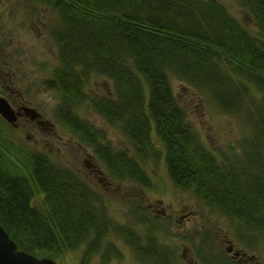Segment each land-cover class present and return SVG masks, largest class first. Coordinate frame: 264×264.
<instances>
[{
    "label": "trees",
    "instance_id": "16d2710c",
    "mask_svg": "<svg viewBox=\"0 0 264 264\" xmlns=\"http://www.w3.org/2000/svg\"><path fill=\"white\" fill-rule=\"evenodd\" d=\"M27 1L30 10L46 9L52 21L57 16L49 30L58 67L48 86L62 97L67 127L94 145L114 178L150 188L140 162H163L175 188L193 193L245 234L264 233V0H238L255 34L217 0ZM93 77L110 80L106 94L85 92ZM173 77L194 93L210 94L244 123L240 153L229 150L220 159L206 146L173 92ZM85 102L118 127L132 154L100 142V133L73 113ZM10 131L0 120V224L19 249L38 257L84 245L88 253L111 233L107 209L95 211L99 199L77 172L19 149ZM126 227L116 233L138 246ZM245 234L248 248L264 244ZM114 245L109 241L107 250Z\"/></svg>",
    "mask_w": 264,
    "mask_h": 264
},
{
    "label": "rangeland",
    "instance_id": "374dc122",
    "mask_svg": "<svg viewBox=\"0 0 264 264\" xmlns=\"http://www.w3.org/2000/svg\"><path fill=\"white\" fill-rule=\"evenodd\" d=\"M217 1L224 5L228 14L241 23L244 28L252 34L257 32L252 16L247 9L241 7L238 0ZM29 6L31 3L27 0H0V55L1 58H8L15 63L13 68L10 66L11 71L9 72H15V69L18 76L24 78L25 84H28V90L30 88V92H26L40 101L37 100L45 111L49 125L43 130L47 132V136L45 137L43 134L41 135L42 140L37 139V141H41V144H38L37 141H30L26 131L20 132V135L10 131L7 136L14 143L22 144L19 149L24 146L47 155L53 162L65 166L67 169H72L80 174L86 173L85 180L91 184H98V181L91 177L92 175L89 174V170L87 171L83 161L89 159L90 163H95L101 169L111 184L110 191L101 189L104 190L102 198H105L107 202L108 219L112 229L111 233L107 234L108 236H103V239L98 240L95 247L105 248L108 242L112 241L118 248H121V252L116 251V255H112V258L104 264H154L148 261L149 257L143 258L136 254L130 244H127L116 233V228L118 231L121 226H128L129 229L135 230L136 226L142 224L138 221L139 218L145 215H149L157 223L156 226L159 228L157 232L160 234L163 244L172 245L173 243L169 247L175 250L178 261L195 262L192 259L193 255L202 249L198 242L206 239L217 245L210 246L208 244L210 251L215 248L214 254L221 255L222 253L218 250H222L225 252V258L229 259L225 247L220 244L219 239L217 240L220 233L227 235L237 250L248 252L256 257V262L260 261V264H264V244H261L260 248H257L258 245L254 247L255 243L249 248L246 245H241L239 243L241 233L235 230L238 228V224L197 200L192 195L193 193L175 188L168 177L163 162L153 160L140 162L151 180L150 188H141L129 181H119L113 177L112 172L106 169L105 164L94 151V145L81 141L65 122L59 120L58 109L62 103V97L54 90H44L58 67L57 56L54 57V53L57 55L58 52L57 46L52 41L49 30L56 25L57 16L55 17L54 14L52 21V14L48 10L39 8L33 11L30 10L31 8L29 9ZM43 63L49 64L46 71H44L45 64ZM171 82L174 94L187 108L188 118L199 130L206 146L220 159H223L229 150L240 153L241 138L248 134L244 123L237 116L224 113L210 94L199 90L200 93H194L189 87V90L185 88L187 84L175 77ZM109 88L110 80L105 77H93L89 80L85 92L90 96L104 95ZM73 113L87 122L93 130L100 133L98 135L101 142L112 146L115 151L132 154L131 144L123 133L118 127L105 121L90 103L85 102L74 107ZM28 134L37 137L38 132L29 131ZM37 198L40 204L41 196ZM245 235L259 243H261V239L264 240V233L251 232V234L246 233ZM175 243H178L179 247ZM142 244L145 245V242ZM184 250L186 252L183 258ZM86 251L87 248L84 245L81 249L67 251L53 258L58 264H85L83 255ZM170 258L174 260L172 257ZM168 260L169 257L166 256L163 261L166 264ZM175 263L178 264V262ZM90 264H103L100 262L99 253L91 259Z\"/></svg>",
    "mask_w": 264,
    "mask_h": 264
},
{
    "label": "flooded vegetation",
    "instance_id": "af4514ba",
    "mask_svg": "<svg viewBox=\"0 0 264 264\" xmlns=\"http://www.w3.org/2000/svg\"><path fill=\"white\" fill-rule=\"evenodd\" d=\"M5 45V44H4ZM49 46V45H48ZM58 53V52H57ZM48 56V54H46ZM57 56L58 60V54L54 53V57ZM15 63L8 58H1L0 55V98H3L6 100L8 103V106L11 108V110L14 113V121L10 122L6 120L2 114H0V120L5 122L9 128L12 129V131L17 132L20 135V132L26 131L27 137L29 138L30 141L36 142L37 139L42 140V136H47V132L43 131L44 128L48 127L49 121L47 119V116L45 114V111L39 103L40 101L34 97L29 95L26 91L30 92V88L28 90V84H25L26 82L24 81V78L21 76H18V72L14 69L15 72H9L11 71L10 66L13 68V65ZM45 64V63H43ZM49 64H45L44 71H46V67ZM56 70V69H55ZM6 72V73H5ZM25 73V72H22ZM7 74V77H6ZM46 90H52L49 88V86L46 87ZM39 102H38V101ZM62 104V103H61ZM58 117L60 118L59 120L64 123V107L60 105L58 109ZM53 126L51 125V128ZM29 131H37L38 135L37 137H33L28 134ZM38 144H41V141H37ZM92 162V161H91ZM84 165L87 168V171H90L91 177L96 179L98 181V184H91L84 176L87 177V174L77 173L79 176L82 178L84 182L88 184L89 187H91L90 192L93 193L95 198H98L99 200H95V211H98L100 207H103L104 209H107V202L105 198H102L103 193L102 191L111 190V184L107 181L105 175L102 173L101 169L95 164V163H90L89 159H85L83 161ZM88 173V172H87ZM103 188V189H101ZM107 212V211H106ZM90 217V216H89ZM88 217V218H89ZM98 217H94L93 222L95 219ZM139 222H142V224H139L136 226V229L128 228L126 227V231L131 233L134 236V239H138L136 243L138 246H133L132 242L130 240H125L127 244H130L131 248L136 251V254H139L140 257L143 258H148L149 257V262H153L154 264H165L163 261L164 258L167 256L169 257V260L166 264L168 263H174L178 262V264H197L198 262L200 264H260L259 262H256V257L253 255H250L246 251L242 250H237L235 248L234 243L229 240L227 235L225 234H220L217 236V240H220V244L225 247L226 255L228 256L229 259L225 258V252L222 250H218L221 252L223 257L221 255H215L214 252L216 249L214 248L212 251L209 250L210 246H217L216 244L210 242L209 239H206L204 241H199V246L202 248L201 250H198L195 255H193L192 259L195 261L193 263L191 262H183V261H178L176 252L173 248H170L169 246L172 245H165L163 244V241L160 240V234L157 232V226L156 222L151 219L149 215L141 216L138 220ZM235 230L239 233H244L245 234V229L243 228H235ZM235 230L234 233H235ZM236 234V233H235ZM145 242V245L142 244ZM239 243L241 245H246V242L244 241L243 238L239 237ZM210 244V246H208ZM177 247H179L178 243H175ZM116 250H107L109 249L107 246L105 248H96V247H90L88 249V253H84L83 255V263L85 264H90L91 259L96 256L99 253L100 257V262L105 263L108 260L112 258V255H116L117 252H121V248L117 247V245H114ZM168 246V247H165ZM198 246V245H197ZM248 247V246H247ZM101 250V251H100ZM138 250V252H137ZM100 251V252H99ZM185 252L186 250L183 251V258L185 257ZM146 255V256H145ZM172 257L174 260H171ZM141 258V259H143ZM158 258L160 259L158 261ZM225 259V260H224ZM82 261V260H81ZM163 261V262H161ZM198 263V264H199Z\"/></svg>",
    "mask_w": 264,
    "mask_h": 264
},
{
    "label": "water",
    "instance_id": "95a60500",
    "mask_svg": "<svg viewBox=\"0 0 264 264\" xmlns=\"http://www.w3.org/2000/svg\"><path fill=\"white\" fill-rule=\"evenodd\" d=\"M0 114L10 121H14V113L5 99L0 98ZM0 264H58L50 258H39L25 251L19 250L7 231L0 225Z\"/></svg>",
    "mask_w": 264,
    "mask_h": 264
}]
</instances>
